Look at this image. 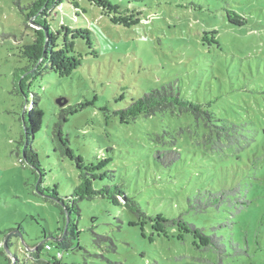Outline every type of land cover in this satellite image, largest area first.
I'll use <instances>...</instances> for the list:
<instances>
[{
  "label": "rangeland",
  "instance_id": "rangeland-1",
  "mask_svg": "<svg viewBox=\"0 0 264 264\" xmlns=\"http://www.w3.org/2000/svg\"><path fill=\"white\" fill-rule=\"evenodd\" d=\"M14 2L0 0V242L20 226L24 244L36 246L44 236H60L64 220L34 192V178L14 151L20 150L21 113L28 111L18 90L26 65L21 48L31 42L29 27L36 28L35 17L27 22ZM128 2L138 15L117 13L116 4ZM46 8L39 14L57 12L46 23L53 31L62 23L57 41L64 48L52 54L51 69L28 83L44 109L35 140L46 172L42 186L67 197L77 183L75 160L51 152L52 126L60 120L63 138L85 166L95 163L99 149H109L112 180L150 218L99 198L80 201L79 215H71L80 249L62 251L58 262L264 264V0H53ZM227 9L245 24L229 23ZM168 84L181 99L207 104L214 120L236 124L242 135L231 142L206 137L200 119L177 109L135 121L113 115L131 98ZM56 99L60 108L84 106L59 119ZM177 144L180 161L161 166L154 155ZM232 188L219 207L187 213L197 191ZM180 214L188 222L169 221ZM202 232L224 246L216 249ZM93 233L109 240L94 242ZM46 241L52 249L41 244L40 259L28 256L27 264H55V241ZM10 255L23 263L15 237ZM0 264H7L1 254Z\"/></svg>",
  "mask_w": 264,
  "mask_h": 264
},
{
  "label": "trees",
  "instance_id": "trees-1",
  "mask_svg": "<svg viewBox=\"0 0 264 264\" xmlns=\"http://www.w3.org/2000/svg\"><path fill=\"white\" fill-rule=\"evenodd\" d=\"M14 3L18 10L25 16V20L27 22L29 21V18L35 17L34 24H36V28L28 26L33 30L31 42L23 45L21 48V54L26 60V65L25 67L19 69L20 76H23L19 83L18 90L23 96V105L27 106L28 111H22L21 113L20 125L22 127L20 139L18 141L20 150L16 148L14 151L16 155H18V152L20 153L19 160L29 169L34 178V192L39 194L46 201L52 202L59 209L60 214L63 216L64 229L61 231L60 236L55 238L50 236L49 239H46L44 236V240L39 242L38 245L26 246L24 244L23 231L20 226H17L15 233H9L5 237L6 239L0 242V254L4 256L7 264H20L17 258H11V255L9 256L5 250V244L9 249L11 238L15 237L17 250L24 258L22 264H27L25 262V258L31 256L36 261L39 260L40 257L38 249L41 248V244H49L52 248L51 243L46 240H54V248L57 249L56 255H60V257L56 256L54 260L56 261L55 264H60L58 261L62 259V251L80 249L78 244L79 231L77 230V224L71 218L73 211L79 215L78 202L99 198L108 201L113 206L123 207L128 213L135 215L137 218L142 217L145 213L142 211L139 202L135 200L134 196L127 194L119 184L112 180L114 179V171L108 170L107 168L108 164L111 163L108 156L109 149H99L94 155L95 163L93 162L90 163L89 166H85L79 156L73 155L68 138H63L64 135L63 132H61L60 120L57 122L55 121L52 126V135L49 137L52 148L51 152L53 157L60 158L65 155L70 160H75V165L78 169L77 183L72 187V191L67 197L60 196L55 187L49 189L42 186L45 183L46 172L41 167L38 152L35 148V140L37 135L43 131L44 109L39 104V99L36 95L29 91L28 83L31 79H36V76L42 75V71L49 70V68L51 69L50 65H52V54H55L58 52L57 50L64 48L62 43L57 41L59 37L58 32L60 33L63 26L61 23L59 28L56 31H53L46 23L47 19H50L53 15H57V12L49 13V18L44 14H39V11L42 10L44 6L47 7L46 10H49L53 5V0H34L27 6H20L19 0H15ZM116 5L118 6L117 13L119 15L136 16L139 14L138 8L129 6L130 2H128V4L124 7H122L119 3ZM233 16L240 21L236 22L233 20ZM226 18L229 23H234L239 27L245 24V17L239 16L230 9H227ZM57 75L59 77H65L61 74ZM57 101L58 99L55 100V105L59 107V119H64V116L76 113L84 106L80 103L77 104L75 108L69 104L64 108H60ZM206 105L207 104L205 103L181 99L174 92L172 85L168 84L162 85L160 88L145 91L137 98H131L124 107L114 110L113 115L117 116L119 120L135 121L136 118L140 116H154L160 112H172L177 109L179 112H184L196 119H200L203 126V133H205L206 137H213L214 140L220 137L226 142H231L230 140H236L237 136L242 135L240 134V129H238L236 124H220L221 122L214 120L210 112L207 110ZM180 146V144H177L174 148L175 150L168 149L162 152H157L154 155V158L161 164V166L169 167L170 165L180 161L181 154L178 150ZM214 147L216 146L214 145ZM106 173L110 174L108 178L105 177ZM98 183H100V186L97 187L96 184ZM235 191L236 189L232 188L230 191L222 190L219 194H204V197L202 196V192L197 191L193 199L188 198L187 200V213L202 214V212L209 207H219L220 202L224 199L227 200L229 194L234 195ZM120 199L123 201L120 202ZM244 203L245 201H241V205ZM144 217L146 219H150L149 216L145 215ZM158 217L159 214L152 219L157 220L159 219ZM183 220L188 222L181 214L176 218L169 219L172 223L182 222ZM187 225L194 227L190 223ZM195 226L197 225L195 224ZM198 230L203 231L202 226H199ZM93 235L94 242H97L99 239L104 241L109 240L108 237H104L96 233H93ZM202 235L212 239V241L214 240L213 245L216 249L224 246L222 241H219L215 238V236H210L204 232H202ZM73 238H75V241H72ZM19 240H21V242Z\"/></svg>",
  "mask_w": 264,
  "mask_h": 264
},
{
  "label": "built area",
  "instance_id": "built-area-1",
  "mask_svg": "<svg viewBox=\"0 0 264 264\" xmlns=\"http://www.w3.org/2000/svg\"><path fill=\"white\" fill-rule=\"evenodd\" d=\"M45 247H46V249H48V250H51V249H52L51 246H50L49 244H45ZM56 256H57V257H60L59 254H57Z\"/></svg>",
  "mask_w": 264,
  "mask_h": 264
},
{
  "label": "water",
  "instance_id": "water-1",
  "mask_svg": "<svg viewBox=\"0 0 264 264\" xmlns=\"http://www.w3.org/2000/svg\"><path fill=\"white\" fill-rule=\"evenodd\" d=\"M58 102V101H57ZM6 239V238H5ZM5 250L7 251V253L9 254V249L6 247V244H5Z\"/></svg>",
  "mask_w": 264,
  "mask_h": 264
}]
</instances>
